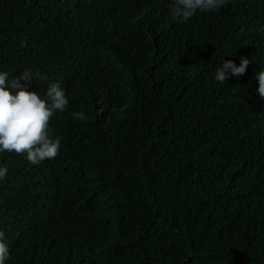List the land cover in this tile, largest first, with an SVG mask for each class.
Returning a JSON list of instances; mask_svg holds the SVG:
<instances>
[{"label": "trees", "instance_id": "1", "mask_svg": "<svg viewBox=\"0 0 264 264\" xmlns=\"http://www.w3.org/2000/svg\"><path fill=\"white\" fill-rule=\"evenodd\" d=\"M170 2L0 0V72L69 100L55 158L0 152L6 264H264V0Z\"/></svg>", "mask_w": 264, "mask_h": 264}, {"label": "clouds", "instance_id": "2", "mask_svg": "<svg viewBox=\"0 0 264 264\" xmlns=\"http://www.w3.org/2000/svg\"><path fill=\"white\" fill-rule=\"evenodd\" d=\"M230 0H171L170 14L181 22L187 21L197 10L202 12L216 11L226 6ZM250 60L240 58L237 66L231 60H223L215 71L214 79L224 83L232 76L245 74ZM35 75H39L36 73ZM34 73L26 69L21 76L8 82V73L0 72V152H15L18 155L26 154V160L33 165H39L46 159H53L59 153L60 138L52 139L49 135V122L57 112L67 110L69 100L59 83H51L46 90V99L27 90V83L33 81ZM259 83L257 89L261 98H264V70L255 75ZM23 80L26 84H21ZM73 118L87 120L83 111L73 112ZM8 172L6 166L0 167V179ZM9 258L8 245L5 242V233L0 231V264H6Z\"/></svg>", "mask_w": 264, "mask_h": 264}]
</instances>
